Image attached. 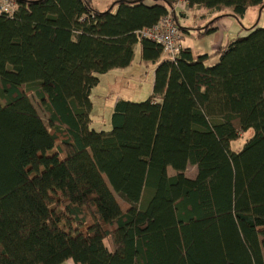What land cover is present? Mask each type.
Wrapping results in <instances>:
<instances>
[{
	"label": "trees",
	"instance_id": "16d2710c",
	"mask_svg": "<svg viewBox=\"0 0 264 264\" xmlns=\"http://www.w3.org/2000/svg\"><path fill=\"white\" fill-rule=\"evenodd\" d=\"M13 1L0 13V264H264V27L198 59L140 35L172 16L204 39L264 0ZM179 4L215 17L184 26ZM137 46L157 64L153 93L118 101L96 131L98 76Z\"/></svg>",
	"mask_w": 264,
	"mask_h": 264
},
{
	"label": "crops",
	"instance_id": "0c3cea01",
	"mask_svg": "<svg viewBox=\"0 0 264 264\" xmlns=\"http://www.w3.org/2000/svg\"><path fill=\"white\" fill-rule=\"evenodd\" d=\"M178 15L179 21L184 26H205L215 15H211V13L204 8H193L188 9L184 4L178 7ZM258 15V19L256 23L258 27H264V9L260 10V8H255L250 10L245 17L241 20V24L235 20L233 17H223L217 21L215 24V32L210 34L204 39H196L192 35L182 34V50L190 49L192 55L195 59H198L202 56H211L218 52L224 45H226L230 40L236 37H242L248 35L247 29L252 27L251 23L253 19H256ZM168 57L164 54V58ZM163 58V59H164ZM219 60V56H215L210 59L208 64L213 65L217 63ZM157 68V64L144 62L141 59L140 48L137 46L135 48V54L132 64L125 69H117L113 70L107 74L99 75V83H102L103 77L108 75H112L116 73L114 78L117 79H129L132 80V77L135 75H140L141 82L143 80L142 75H146L147 78L151 79L152 93H153V85L155 78V70ZM132 76V77H131ZM142 76V77H141ZM127 86L134 87V84L131 85L129 83ZM117 98V97H116ZM122 98V97H121ZM121 98L114 99L112 101V105L110 106V110L113 113L114 107L118 101H121ZM64 264H76L74 261L70 260Z\"/></svg>",
	"mask_w": 264,
	"mask_h": 264
},
{
	"label": "rangeland",
	"instance_id": "374dc122",
	"mask_svg": "<svg viewBox=\"0 0 264 264\" xmlns=\"http://www.w3.org/2000/svg\"><path fill=\"white\" fill-rule=\"evenodd\" d=\"M93 1L94 7L97 10L104 11L108 8L109 5L113 3L114 0ZM257 19L258 15L256 19H253L252 22H248L247 24L251 23V25H253L254 23H256ZM115 75L116 73H113L112 75L103 77L102 83H99L96 87H94L91 92V100L93 103V109L91 113L92 127L99 132H109L112 129V112L110 110V106L112 105V101L114 99L122 97L121 100H130L135 103H142L152 95V82L151 79L147 78L146 75H142V82L140 79V75L138 74L134 77L131 76L132 80L117 79L114 78ZM129 83H131V85L134 84V87L127 86ZM31 98L39 111L41 122L47 124L48 117L46 116L43 108L40 106L36 96L32 95ZM253 133V131H250L244 134L240 140L232 142V150L234 152H239L244 147L247 140L252 137ZM168 170L171 176L176 174V172L172 168H169ZM197 173V168L192 165L188 166L185 172L186 176L191 179L196 178Z\"/></svg>",
	"mask_w": 264,
	"mask_h": 264
},
{
	"label": "built area",
	"instance_id": "2783aa9c",
	"mask_svg": "<svg viewBox=\"0 0 264 264\" xmlns=\"http://www.w3.org/2000/svg\"><path fill=\"white\" fill-rule=\"evenodd\" d=\"M180 6L181 4L178 5V7ZM16 10L17 4L13 0H0V13L13 15ZM140 35L162 46L164 52L171 59H175L181 51V32L174 23L172 16L164 18L152 30L141 31Z\"/></svg>",
	"mask_w": 264,
	"mask_h": 264
},
{
	"label": "bare ground",
	"instance_id": "6f19581e",
	"mask_svg": "<svg viewBox=\"0 0 264 264\" xmlns=\"http://www.w3.org/2000/svg\"><path fill=\"white\" fill-rule=\"evenodd\" d=\"M166 18V17H165ZM158 25V24H157ZM154 27H152L151 28V30L153 29ZM181 36H182V34H181ZM181 43H182V37H181ZM180 49H182V44H180ZM181 52V51H180ZM180 54V53H179ZM179 54H178V56H179Z\"/></svg>",
	"mask_w": 264,
	"mask_h": 264
}]
</instances>
